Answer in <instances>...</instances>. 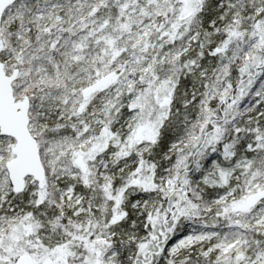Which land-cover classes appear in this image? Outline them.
<instances>
[{"label":"snow or ice","instance_id":"1","mask_svg":"<svg viewBox=\"0 0 264 264\" xmlns=\"http://www.w3.org/2000/svg\"><path fill=\"white\" fill-rule=\"evenodd\" d=\"M0 264H264V0H0Z\"/></svg>","mask_w":264,"mask_h":264}]
</instances>
